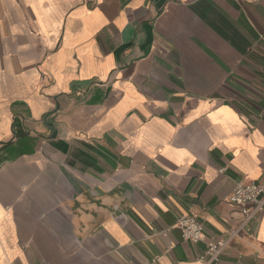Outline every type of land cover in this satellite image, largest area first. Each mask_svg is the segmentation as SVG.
I'll return each mask as SVG.
<instances>
[{"label": "crops", "instance_id": "obj_1", "mask_svg": "<svg viewBox=\"0 0 264 264\" xmlns=\"http://www.w3.org/2000/svg\"><path fill=\"white\" fill-rule=\"evenodd\" d=\"M264 183V0H0V264H201ZM219 264H264V212Z\"/></svg>", "mask_w": 264, "mask_h": 264}, {"label": "built area", "instance_id": "obj_2", "mask_svg": "<svg viewBox=\"0 0 264 264\" xmlns=\"http://www.w3.org/2000/svg\"><path fill=\"white\" fill-rule=\"evenodd\" d=\"M229 201L240 209L243 216L239 226L231 232L230 238L207 239L203 223L194 215L182 216L178 221V227L185 241L198 243L206 240L207 248L198 258L201 264H219L224 250L233 238L242 234L248 220L264 212V183L256 180L237 182Z\"/></svg>", "mask_w": 264, "mask_h": 264}, {"label": "water", "instance_id": "obj_3", "mask_svg": "<svg viewBox=\"0 0 264 264\" xmlns=\"http://www.w3.org/2000/svg\"><path fill=\"white\" fill-rule=\"evenodd\" d=\"M158 1H159V4L161 5V4H163L167 0H158Z\"/></svg>", "mask_w": 264, "mask_h": 264}]
</instances>
